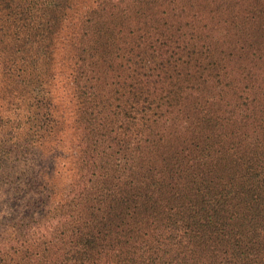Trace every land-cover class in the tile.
Listing matches in <instances>:
<instances>
[{"label":"trees","instance_id":"obj_1","mask_svg":"<svg viewBox=\"0 0 264 264\" xmlns=\"http://www.w3.org/2000/svg\"><path fill=\"white\" fill-rule=\"evenodd\" d=\"M25 1L0 0V127L16 149L60 144L69 74L97 68L109 88L77 94L61 160L98 173L68 201L80 226L55 249L3 239L0 264H264V0H94L70 35L75 0Z\"/></svg>","mask_w":264,"mask_h":264},{"label":"rangeland","instance_id":"obj_2","mask_svg":"<svg viewBox=\"0 0 264 264\" xmlns=\"http://www.w3.org/2000/svg\"><path fill=\"white\" fill-rule=\"evenodd\" d=\"M115 1L106 0V3L100 2L98 6L110 5L111 10L117 13L119 12L118 8L113 7ZM17 2L21 3V0H15L14 4ZM126 2L127 0H124L119 5L128 7ZM74 4L77 13L70 19L69 35L74 31L72 28L81 24L80 16L85 11L93 9L92 6L95 2L94 0H75ZM108 11L106 9L102 19L104 21L103 29L107 31L102 30V33H110L114 37L115 33L109 26L112 23V17L108 15ZM0 15H2L1 11ZM122 16L126 17L127 13H122ZM126 23L133 24L130 16L127 17ZM63 40L65 44L62 51L64 54L66 53V56H69L71 53L66 47H68L70 40L66 37H63ZM192 42L196 46L204 44L203 39L197 37H193ZM128 43V39H123L122 49H125L129 45ZM94 61L88 60L89 63ZM124 73L122 79L126 75V72ZM66 80L65 84L62 80L57 83L59 87L57 95L60 97L53 99L54 102L62 101L63 108L61 110L65 111L64 114L67 118L63 129L59 132L60 144L56 146L55 151H51L53 155L51 152H47L46 148L39 146V142H35L29 150L25 148L26 150L19 151L21 149H16V145L21 140V134L14 130L10 122L0 127V241L8 238H27L32 247L44 246L45 249L49 247L55 249L60 246L61 240L68 235L72 226H80L81 224L80 220L75 217L77 208L69 206L68 201L75 198L79 189H86V195L89 194V189H93V182L98 173L93 167L88 170L82 168L80 170L82 175H80L79 169L78 172L75 170L67 171V167H61L63 165L61 160L70 153L76 154L69 147V143L79 137V114L85 106H88L85 104L86 102H81V95L77 96V94L83 90H86L87 94L96 92L95 88L96 90L103 88L104 81L99 76L97 68H94L92 72L86 69L83 75L76 77L71 73ZM90 84L96 85V87L89 88ZM99 85L101 88H97ZM104 86L98 95L106 92L109 88L108 84H104ZM90 96L92 95H87V97ZM10 112L13 115L14 112L11 110ZM7 113L8 108L5 107L4 112L3 107L0 108V115L11 119V114ZM8 128L14 137L6 141L8 136L5 135V131ZM16 138L17 141H15ZM57 164L59 169L54 171ZM51 166L53 176L49 174ZM49 189H62V191L59 194ZM36 191L42 193L37 194ZM38 197L42 200V204L38 203ZM79 209L81 210L80 207ZM32 256L34 255L32 254Z\"/></svg>","mask_w":264,"mask_h":264}]
</instances>
